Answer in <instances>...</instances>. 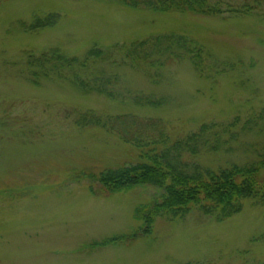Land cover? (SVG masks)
Returning a JSON list of instances; mask_svg holds the SVG:
<instances>
[{
  "label": "rangeland",
  "instance_id": "1",
  "mask_svg": "<svg viewBox=\"0 0 264 264\" xmlns=\"http://www.w3.org/2000/svg\"><path fill=\"white\" fill-rule=\"evenodd\" d=\"M238 3L239 0H229ZM58 13L29 29L34 15ZM201 46L203 68L187 57L160 77L121 65L120 88L162 100L155 106L83 91L65 78L31 81L29 53L58 48L83 56L93 46L157 34ZM264 15H201L131 8L110 0L0 2V264H250L264 261V203L246 199L224 220L192 209L182 218L139 213L161 198L151 184L111 189L97 175L139 160L138 150L79 114L161 119L171 140L202 124L228 126L217 149L183 153L192 173L259 160L264 150ZM231 133L232 135H229ZM264 180V167L259 171ZM144 211V212H145Z\"/></svg>",
  "mask_w": 264,
  "mask_h": 264
},
{
  "label": "trees",
  "instance_id": "2",
  "mask_svg": "<svg viewBox=\"0 0 264 264\" xmlns=\"http://www.w3.org/2000/svg\"><path fill=\"white\" fill-rule=\"evenodd\" d=\"M110 1L158 12H192L208 16L225 11L234 14L262 12L264 15V0H239L238 3L229 0ZM57 20L56 12L34 15L27 27H50ZM183 57L190 59L199 69L203 68L207 56L203 48L189 38L172 33L157 34L130 44H114L106 48L93 46L80 57L51 48L39 54L29 53L25 63L34 83H38L40 77L57 76L85 92L95 91L110 99L127 98L140 105L155 106L162 100L121 89V76L115 68L129 65L143 68L149 77H160L165 66ZM261 116L264 117V109ZM78 121L113 131L121 140L138 150V161L103 169L97 179L111 189L151 184L161 190V198L147 211L139 213L147 224L145 231L150 229L156 215L169 219L182 218L196 209L221 221L238 213L246 199L264 203V180L258 179L259 171L264 167V150L259 160L242 165L232 163L215 170L192 173L179 166L184 152L195 154L201 147L213 150L227 142L222 135L228 131V126L218 129L214 124H202L196 132L171 140L161 119L157 118H140L130 113L103 116L87 111L79 114ZM250 264H264V261L254 260Z\"/></svg>",
  "mask_w": 264,
  "mask_h": 264
}]
</instances>
